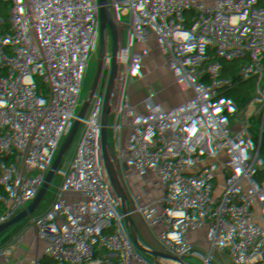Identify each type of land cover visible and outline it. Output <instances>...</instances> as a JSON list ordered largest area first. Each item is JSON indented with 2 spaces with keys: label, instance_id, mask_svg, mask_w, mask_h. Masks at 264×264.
<instances>
[{
  "label": "built area",
  "instance_id": "2783aa9c",
  "mask_svg": "<svg viewBox=\"0 0 264 264\" xmlns=\"http://www.w3.org/2000/svg\"><path fill=\"white\" fill-rule=\"evenodd\" d=\"M23 2L54 88L83 117V130L71 126V142L91 145L88 174L77 185L73 264H213L216 246L224 264L236 229L264 264V226L253 224L264 196L250 180L264 166V0ZM158 18L191 22L194 30L164 44ZM1 38L0 25V264H29L58 173L60 135L51 109L9 70ZM133 54L145 63L178 56L196 72L178 74L164 93V64L103 96L79 85L120 55L116 70H125ZM111 171L150 226L126 239L112 222L100 241L90 231L89 210L103 207ZM70 195L66 180L41 264H61ZM211 208L213 227L199 239L186 224Z\"/></svg>",
  "mask_w": 264,
  "mask_h": 264
},
{
  "label": "water",
  "instance_id": "95a60500",
  "mask_svg": "<svg viewBox=\"0 0 264 264\" xmlns=\"http://www.w3.org/2000/svg\"><path fill=\"white\" fill-rule=\"evenodd\" d=\"M14 0H0V25L2 36L10 53L17 59L18 63L28 73L30 78L40 87L43 92L48 107L53 112L59 129V181L57 198L54 209L52 211L48 229L43 233L34 249L32 258L29 264H36L41 254V249L45 246L48 239L51 227L59 213L62 205L63 192L66 182V160H69L71 174V195L67 208L66 219L64 224V234L61 246V264H67L68 246L72 240V226L74 223L76 209L78 205V190L77 185L80 181V165L79 152L71 142V124L68 109L54 88L51 80L47 77L43 70L39 69L33 62L27 48L24 46V41L21 36L16 16L13 9ZM163 23L173 31H179L176 24L164 18L155 20V24ZM121 55L112 63L107 70V66L97 70V77L90 79L87 76L79 80V85L98 94L105 95L106 91L113 92L115 86L127 85L131 79L140 75L146 68L154 69L159 64H164L169 61L168 58L151 59L149 62H140L135 66L134 55L128 58L127 67L125 70H116L117 65L121 61Z\"/></svg>",
  "mask_w": 264,
  "mask_h": 264
},
{
  "label": "rangeland",
  "instance_id": "374dc122",
  "mask_svg": "<svg viewBox=\"0 0 264 264\" xmlns=\"http://www.w3.org/2000/svg\"><path fill=\"white\" fill-rule=\"evenodd\" d=\"M21 7H23L26 10V6L23 2V0H14L13 1V9L14 12H20L21 11ZM22 30V34H23V40L27 46V50L33 60V62L35 63V65L44 71V73L47 75V77L50 80H54L55 79V75L53 74L52 70H50V68L47 65L46 59L44 58V56L42 55L41 51H40V47H39V43H38V38L37 35L34 31L28 30L25 31V29H21ZM129 41L124 40L122 43V47L127 49L129 48ZM1 49L3 51V56L5 59V62L9 68V70L14 74V76L16 77V79H18L19 81L23 82L25 84L26 87H28L30 89V92L33 96V98L38 102V104H40L43 108H49L48 107V103L47 100L43 94V92L41 91L40 87L30 78V76L28 75V73L22 68V66L18 63L17 59L10 53L9 49L6 46V43L3 39V36L1 38ZM57 62V61H56ZM67 96H64V99L66 100ZM81 126V129L83 130L85 128V125H79V127ZM79 146H81V142H79ZM88 151V147H84L81 146V151ZM85 152L83 154H81V168L80 169V179H84L83 178V174H85V169H86V154ZM263 165L260 166V168H262ZM255 174H257V172H253L250 176V178H252ZM71 174H70V164H69V160H66V180L71 181ZM58 181H59V167H58V173L57 176L55 178L54 181L51 182L50 186H49V190H48V195H47V200L45 202L43 211H42V216H41V222L38 228V237H37V243L40 240L41 236L43 235V233L48 229V224L50 221V217L52 214V211L54 209L55 203H56V198H57V190H58ZM78 208H80L81 206V202H82V193L79 194L78 196ZM214 223V222H213ZM76 229H77V224H75L74 228H73V233H72V242L69 244L68 246V259H67V264H73V259H72V255L74 253V238H75V234H76ZM241 229H244V227H241ZM233 235V233L231 234ZM52 239V234H49L48 239L45 243V248L49 246L50 242ZM243 246V245H242ZM223 252V247L219 248V247H214L213 249V257L211 259V261L213 262V264H220V259H221V255ZM225 254V251H224ZM248 257L247 252L245 253V248L244 246L239 248L238 250V255H236L233 260L232 263L233 264H242L244 262V260H246ZM43 258V254L41 253L38 261L36 264H41ZM225 264V263H224Z\"/></svg>",
  "mask_w": 264,
  "mask_h": 264
},
{
  "label": "crops",
  "instance_id": "0c3cea01",
  "mask_svg": "<svg viewBox=\"0 0 264 264\" xmlns=\"http://www.w3.org/2000/svg\"><path fill=\"white\" fill-rule=\"evenodd\" d=\"M24 11H20L15 13L16 21L21 33V29H25V31L30 30L29 22L27 15ZM23 38V37H22ZM24 41V40H23ZM39 43V42H38ZM112 44V43H110ZM24 46L27 48L25 42ZM111 47V45L109 46ZM70 116V124L80 130L83 124V117L77 113L75 107L67 108ZM81 146L88 147V151H81V146H75V149L79 152V165L81 168V154L85 152L86 156V169L85 174H83V178H85L88 174V156L90 154L91 145L88 139H81ZM103 174H96L95 179H100ZM110 178V186L105 191V194L102 199V208H91L89 210L90 214V231L92 235L100 241H105L106 233L112 222L115 223V231L120 233L124 238L128 239L134 237L138 234H141L145 231V229L150 226L149 222H142L138 215L136 214L133 205L126 197L123 192L122 184L119 182V179L116 176L114 171H111L108 174ZM77 230V229H76ZM82 264H86V261L83 260Z\"/></svg>",
  "mask_w": 264,
  "mask_h": 264
},
{
  "label": "trees",
  "instance_id": "16d2710c",
  "mask_svg": "<svg viewBox=\"0 0 264 264\" xmlns=\"http://www.w3.org/2000/svg\"><path fill=\"white\" fill-rule=\"evenodd\" d=\"M22 11H26L23 7H21ZM176 26L179 28V31H173L168 26L163 23H159L156 25V29L160 35V38L164 44H176L180 41L186 39L189 33L194 30L191 22H174ZM134 55V65L137 66L140 63V60L137 54ZM156 57L157 54L155 53ZM164 68L166 72V78L160 82V86L162 92L164 93L168 86H172L173 79L180 73L187 72L194 74L196 70L193 69L189 64L184 63L180 57L174 56L170 58L169 61L164 63ZM251 183L254 185L256 191L264 196V166L259 169L257 174H255L252 178H250ZM190 196V195H188ZM193 196H196L195 194ZM192 198V197H191ZM190 200V199H189ZM215 216V209L211 208L206 211H199L196 218L187 222L186 225L194 228L199 239H202L206 236V234L212 229L213 222ZM253 224L256 228H260L264 226V209L260 213V215L254 217ZM239 229H236L233 232V235L229 236L227 241V245L225 247V264H233V258L238 255L239 248H245V253L247 252L248 257L242 264H257L258 258L256 255V251L252 247H248L246 240H242L238 237ZM243 245V246H242ZM239 264V263H238Z\"/></svg>",
  "mask_w": 264,
  "mask_h": 264
}]
</instances>
